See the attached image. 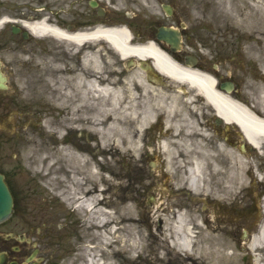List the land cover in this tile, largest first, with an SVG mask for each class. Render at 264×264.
Listing matches in <instances>:
<instances>
[{"label":"flooded vegetation","instance_id":"1","mask_svg":"<svg viewBox=\"0 0 264 264\" xmlns=\"http://www.w3.org/2000/svg\"><path fill=\"white\" fill-rule=\"evenodd\" d=\"M58 2L56 14L61 30L89 31L97 22L113 24L124 16L131 20L127 26L139 37L138 40H154L174 59L184 64L187 61L189 68L208 72L214 79L216 90L235 98V66L240 40V29L236 23L240 12L235 11V0ZM46 13L48 0H0V17L7 14L37 18ZM69 13L71 19L66 22L65 16ZM248 14V31L252 33L250 54L262 62L264 0H249ZM162 28L179 36L175 38L179 48L177 52L172 53L171 45L157 40ZM21 36L24 37L23 33ZM56 46L55 50L47 49L42 53L45 79L41 81V89L44 100L39 109L44 110L45 115L36 119L37 128L34 129L32 116L35 112L26 110L23 113L25 129L31 133L34 130L38 139L42 134L51 143L40 144L35 138L30 141L34 143L28 145L27 141L34 134L26 141L31 149L26 148L31 152L29 156L32 157L33 151L43 153L42 177L34 165L30 170L33 177L24 176L23 181L19 180V172L0 167L13 199L11 216L0 222V264H88V247L92 241L89 222L84 221L78 214L81 211L74 210L72 205L76 197H89L85 193L90 185L87 179L83 180L85 187L82 191L81 187L74 186L72 177L80 170L76 166L77 161H83L85 167L82 170H86L94 165L97 154H103L102 151L96 153L93 116L97 106L107 107L108 102L104 93L98 94L95 89L110 87L112 53L107 43L60 42ZM118 77L121 80L125 78ZM138 77L136 126L130 123L125 127L124 145L129 140L133 147L129 151L123 148V159L129 160L127 164L131 161V168L137 171L141 168L133 163L136 159L158 161L156 170L151 172L157 197L155 203L134 202L140 213L134 215L132 224L138 227L135 231L141 250L132 264H160L159 241L152 239L150 246L144 249L143 238L146 234L153 238L154 226L160 234L164 225H173L176 218H181L190 229H196L198 241L219 255L218 263L223 261L221 252L224 248V254L235 257V246L243 250L240 243L243 240L250 242L264 222V139L259 138L258 147L246 146L247 150L242 155L251 161L244 170L235 165V171H229L231 165L221 163V149L232 148L242 142L238 125L218 115L215 108L204 100H200L198 107L156 106L154 96H158L160 90L165 95L175 91L170 79L162 77L161 84L151 81L147 74ZM6 84L5 88H0V136H4L1 124L12 115L11 107L18 96V90L7 81ZM182 86L186 88L185 94L196 95L190 86ZM224 87L229 88L223 90ZM164 101L169 103L167 99ZM147 107L151 115L144 127L138 129ZM263 110L260 106L251 108L255 116L262 119ZM162 143L169 145L174 162L172 170H166V165H163ZM15 147L0 138V162L12 154ZM194 148L196 152L203 153V162L210 156L219 170L214 171L212 164L206 171L205 184L199 190L191 189L186 180L190 162L201 157L191 154ZM177 161L181 162L182 168L176 164ZM239 172L241 177L236 175ZM134 179L128 183V188L133 186L135 190L139 177ZM207 181L210 182V195L214 198L208 195ZM120 183H125L122 177ZM225 184L229 185L228 191L224 189ZM147 209L148 213L145 212ZM84 214L90 218L85 210ZM207 232L211 242H205ZM122 264H127V261Z\"/></svg>","mask_w":264,"mask_h":264},{"label":"rangeland","instance_id":"2","mask_svg":"<svg viewBox=\"0 0 264 264\" xmlns=\"http://www.w3.org/2000/svg\"><path fill=\"white\" fill-rule=\"evenodd\" d=\"M58 0H51L54 4ZM70 1V0H66ZM249 0H235V11L240 12V19L236 21L238 28L240 29V35L242 38H245V34L248 32V21H249ZM55 10L54 8L52 9ZM50 19L55 23V15L50 17ZM71 19V13L68 16H65V21L68 22ZM121 20H125L122 17ZM54 25V24H53ZM4 24L0 25V60L4 66V74L8 76V80L12 84V86L18 90V96L15 99L14 105L11 107L15 112L13 117L10 120V125L3 126V130L5 135L0 136L4 142L8 141L16 145L15 151L10 154L8 157L0 162V167L4 170H9L10 172L16 171L19 172L20 181L24 180V176L33 177L32 165L36 167V170L39 171L42 168L41 160L43 158V153L37 151L32 152V157L34 159V163H30L28 160H24V153L26 156H29L31 152L26 148L30 149L28 145H25V142L30 138L31 134H34V130L32 133L25 129V118L23 113L26 110H31V112H35L32 116V124L33 128H37L36 119L43 118L45 115V111L37 108V105L42 103L43 95L41 89V81L44 80L45 74V66L42 61V53L45 50H55L57 48V44L62 42V40L56 39H42L31 37L27 42H23L19 37L12 35L10 32L9 26L3 28ZM65 42L68 40H64ZM73 42V41H69ZM96 42H104V41H96ZM240 54L241 56H237V60L241 63L238 66H235V81L237 87L240 88L239 93L237 94V98L235 101L240 105H246L248 102L256 101L259 106L264 105V64L256 63V64H248L244 63L250 61L249 59V50L247 45L240 44ZM99 49V48H97ZM103 48H101L102 50ZM55 52V51H54ZM112 56L109 64L110 74L112 75V80L110 84L112 87H120L124 85L120 79L114 76H125L124 81L128 82L130 85H135V78L141 74L139 68L137 66L127 67L123 60L120 59L119 55L111 50ZM124 87V86H123ZM125 88V87H124ZM259 92V95H256L255 100L252 98L254 92ZM136 94V93H135ZM138 100L136 94V101ZM246 103V104H245ZM137 105V103H136ZM94 114L93 118L97 122L95 124V130L93 131L96 137V141L99 144L100 148L103 150H108L109 154L103 156L98 159L95 163V170L91 168L92 172V181L90 187L92 188L93 184L96 187V192L101 190L102 187L106 191V196L110 202L113 204L110 207H113L115 216L118 214V204L124 205L126 209L122 212L124 217L123 229L119 235V232L109 235L108 227L96 225L94 222V218L87 219L84 211L78 212L81 218L84 221L89 222V228L92 235V243L90 244L91 254L94 258H98L97 264H122V262L127 261V264H132L136 258L137 253L141 250L139 239L136 237L135 229H138L137 226H132L131 224L125 222L132 221L133 213L136 211L134 202L139 198L140 201H144V197L140 195L142 190H144V186L151 184L152 179L148 176V168H149V159L143 161L142 170L137 171L133 170L130 166L129 160H124L125 152H123V144L120 140V129L127 121L124 117V113L114 104H111L107 109H98ZM8 118V117H7ZM6 118V119H7ZM113 120L118 121L119 132L111 131L108 129L110 123H114ZM41 139H38L34 134L32 137L39 140L40 144L50 143L47 137H43L40 135ZM54 143V142H53ZM51 144V143H50ZM31 150V149H30ZM106 152V151H105ZM239 152L235 150V157H239ZM16 155L15 157H13ZM250 160L251 159H247ZM38 161L39 163H35ZM172 169H174V162L172 161ZM181 164L180 162L176 163ZM78 166V163L76 164ZM80 167V166H79ZM152 170H156L153 169ZM110 172V174L107 173ZM40 175L42 173V169L38 172ZM88 171H84L80 168L79 172L75 173L76 176L72 177V182H75V187H81L82 191L84 190V185L81 184L83 181L80 180V177L87 178ZM23 177V179L21 178ZM42 177V175H41ZM122 177V183L119 184ZM127 178V181L125 180ZM139 177V184H135V190L133 186L131 189L128 188V183L130 181L133 182L134 178ZM85 180V179H84ZM135 180V179H134ZM42 187V183L35 180V183ZM93 183V184H92ZM105 183L107 185H105ZM126 187V190L124 189ZM93 187V188H94ZM99 187V188H98ZM101 193V191H100ZM127 194V197H126ZM155 195V192L152 194ZM157 197V195L155 196ZM102 198V195H101ZM122 200L120 201V199ZM144 199V200H143ZM120 201V203H119ZM101 201H97L96 205L100 204ZM98 206V207H99ZM74 209L75 205H73ZM152 210L154 208H151ZM138 211H136L138 215ZM151 216H153L151 214ZM96 217V216H95ZM127 217V218H126ZM118 225L115 223L113 228L117 229ZM56 229V226L54 227ZM171 230V227L167 230H164L163 234L157 233L155 227L153 228V234L155 236V240L159 241L160 247V264H217L219 260V255L209 249L205 251L203 243L200 244L198 241V236L196 229L193 230V234L195 237V241L197 243V247H202L204 250H199L198 253L192 256L185 254L184 251L176 248L174 246V238L171 233H167L165 236V232ZM102 234L108 236L109 240L107 243L102 241ZM118 235L122 238V241H118ZM207 237L205 238V242L210 241L209 233H206ZM205 235V236H206ZM204 236V237H205ZM144 236V249L150 246L152 238ZM211 242V241H210ZM200 245V246H199ZM118 250L122 251V253H118ZM226 248H224V252ZM224 252H221L224 255ZM200 254V256L198 255ZM261 259L260 263L264 264V250L260 252ZM199 256V257H198ZM217 260V262H216ZM218 264H249V260L242 259V255L235 250V259L231 257L224 256L223 261H219ZM252 264V263H250Z\"/></svg>","mask_w":264,"mask_h":264},{"label":"bare ground","instance_id":"3","mask_svg":"<svg viewBox=\"0 0 264 264\" xmlns=\"http://www.w3.org/2000/svg\"><path fill=\"white\" fill-rule=\"evenodd\" d=\"M7 20L2 19L0 24L5 23ZM24 26L34 35L42 36L44 34L52 33L53 35H62V38L72 40L74 42L80 41H97L104 40L108 42L115 51H118L121 58L127 57H138V58H151L156 67L165 72L169 76H171L174 80L185 82L198 91L197 95L201 96V94L205 97L206 101L210 102L212 106L215 108L218 115L223 117L225 120H229L232 122H236L244 131L247 139L251 144L255 147H258L260 142L259 138L262 137L264 139V119L260 120L256 116H254L251 112L247 110V108L238 104L236 101L234 102L228 96L223 93H219L215 90V87L212 83L210 77L202 74L201 72L192 71L190 69H185L180 67L171 61L165 54H163L159 49H157L153 44H131V38L128 32L121 29H106V28H96L92 32L88 33H75L72 35L66 34L64 31H59L56 27H53L47 23L45 20L33 22V23H25ZM125 88H124V87ZM95 91L100 94L101 92L109 99L111 104L122 108L120 111L124 113V117L132 118L136 114V110L134 107V100L136 98L133 89L128 82L120 87H110V88H96ZM202 97V96H201ZM170 102L167 104L169 108L175 106V97L169 98ZM192 98L188 97L185 100V104H190ZM169 112H172L169 109ZM144 116L139 122L138 129H142L146 123V119L151 115V110L147 107L143 111ZM95 124L97 122L94 120ZM114 123H110L108 129L111 131L119 132V123L116 120H113ZM122 126L120 129V140L124 143L125 140L123 135L125 131ZM35 138L31 137L27 144L31 145ZM131 142L128 140L124 146L125 151H129L132 148ZM160 149L167 156L166 159L169 161L170 151L169 145L167 143H162ZM135 150V149H133ZM235 160V158H233ZM24 160H28L29 162L34 161L33 157L24 155ZM139 163V160H134L133 163ZM218 162V160H217ZM152 166H155L152 163ZM138 167V165H137ZM209 170V164L207 162H203L202 159H196L193 163L187 167L186 172V180L188 185L193 190H199L203 188L205 184V175L206 171ZM213 170L217 171V165L213 164ZM234 170V164L232 162L229 171ZM238 177H241L240 172L236 174ZM90 176V175H89ZM210 176V173L208 174ZM91 177V176H90ZM91 180V178H90ZM206 186L208 188V195L211 198H214V195H210V182L207 181ZM229 185L225 184L224 189L228 191ZM94 191H96V187L91 188L86 191V195H89L88 198L82 200L81 197H76L75 201L80 202V204L84 205L86 212L93 218L96 216L97 224L101 227H108V234L112 235L119 232V235L123 229L124 217L122 212L126 209L125 206L118 204V214L115 216V212L112 206L113 204L110 200L105 197L106 191L102 188L101 195L102 201L101 206L97 207L95 204V196L93 195ZM127 218V217H126ZM115 223L118 225L117 229L113 228ZM128 221V220H127ZM118 235V241L121 242L122 238ZM102 241L107 243L109 238L105 234L101 236ZM173 238L178 249L184 251L185 254L192 256L194 254V245L195 238L192 230L181 218H176L173 224ZM248 248L251 251L255 252L254 264H260V254L259 250H264V223L260 226L257 234L251 239L248 244ZM257 252V253H256ZM118 253H122V251L118 250ZM89 264H97L93 255L90 258Z\"/></svg>","mask_w":264,"mask_h":264},{"label":"water","instance_id":"4","mask_svg":"<svg viewBox=\"0 0 264 264\" xmlns=\"http://www.w3.org/2000/svg\"><path fill=\"white\" fill-rule=\"evenodd\" d=\"M164 34H160L159 37H163ZM11 196L3 181L2 175H0V221L4 220L11 212Z\"/></svg>","mask_w":264,"mask_h":264}]
</instances>
